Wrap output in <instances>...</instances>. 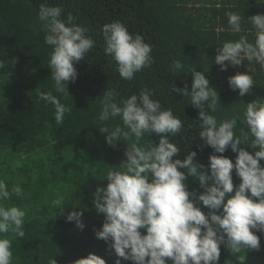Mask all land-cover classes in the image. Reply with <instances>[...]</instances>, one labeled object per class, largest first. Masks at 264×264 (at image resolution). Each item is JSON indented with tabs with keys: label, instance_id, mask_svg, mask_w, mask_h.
I'll return each instance as SVG.
<instances>
[{
	"label": "trees",
	"instance_id": "trees-1",
	"mask_svg": "<svg viewBox=\"0 0 264 264\" xmlns=\"http://www.w3.org/2000/svg\"><path fill=\"white\" fill-rule=\"evenodd\" d=\"M202 0H46L49 6L63 8L62 19L69 14L73 23L88 29L86 33L95 41L94 48L74 67L75 82H67L69 95L57 93L48 67L52 47L44 43L46 33L38 19L39 5L45 0H0V148L13 152L16 168L3 177L9 191L13 186L23 189L22 196H11V202L25 211L21 239L13 233L0 234L3 238L13 235L12 264H47L54 258L56 264H72L73 261L95 254L105 264H116L118 257L110 242L96 238L102 228L104 216L94 208L98 187H106L104 180L110 170H121L126 161V147L134 142L119 140L114 146L106 143L107 133L117 126L123 127L119 117L106 122L99 121L103 95L107 89H115L117 100L138 95L141 89L153 91L152 99L159 100L164 109H171L182 121L181 131L170 136L180 153L174 159L183 161L188 152H195V161L206 169L213 150L203 146L198 137L201 123L199 109L192 106L189 97L171 92V85L191 91L193 76L190 69L205 72L209 86L218 94L219 106L214 115L218 122L239 116L242 119L245 105L257 99L264 100V72L255 62H247L226 71L214 63L217 49L225 41L238 40L246 35L254 42L255 29L248 18L264 14V0H203L210 7L194 8ZM220 4L219 7L217 5ZM192 5V7H189ZM226 12L240 14L241 33L230 32ZM196 14V15H193ZM119 21L132 35H140L152 48L153 62L150 68L136 73L130 81L120 78L117 65L105 55L104 40L100 29L103 25ZM184 64L182 71H171L173 61ZM248 68L254 85L243 97L233 91L228 78L236 73H246ZM238 70V71H237ZM52 91L60 102L71 107L62 124L54 118V107L41 100L40 93ZM207 111V108H205ZM240 128L247 131L239 120ZM159 137L145 134L139 144L146 147L158 144ZM250 154L254 150L247 144L240 145ZM220 155V154H217ZM223 155L235 163L236 153L229 148ZM13 159V161H14ZM264 167V160L260 161ZM180 171H184L180 169ZM1 176V175H0ZM234 186L241 183L232 172ZM189 192L197 196L203 192L192 177L186 180ZM62 198L61 209L52 201ZM255 199V198H254ZM207 214L208 209L198 204ZM82 212L85 227L79 229L75 222L66 220L67 214ZM142 231V230H141ZM254 231L260 247L242 251L245 264H264V233ZM9 239V238H8ZM231 260L239 264L230 250L220 248L219 264ZM121 264H133L120 258Z\"/></svg>",
	"mask_w": 264,
	"mask_h": 264
},
{
	"label": "clouds",
	"instance_id": "clouds-1",
	"mask_svg": "<svg viewBox=\"0 0 264 264\" xmlns=\"http://www.w3.org/2000/svg\"><path fill=\"white\" fill-rule=\"evenodd\" d=\"M62 14V7L49 6L46 0L39 5L38 19L46 33L44 43L52 47L48 67L53 87L57 93L69 95L67 82L74 83L77 79L74 65L94 48L95 41L86 35L87 28L73 23L71 14L66 20ZM225 15L228 30L241 33L245 19L234 12ZM247 21L255 29L254 42L241 35L238 40L219 45L214 63L221 71L246 60L258 64L264 72V14ZM100 32L105 55L115 62L121 79L130 81L136 73L151 67L152 48L142 36L130 34L119 21L103 25ZM184 67L180 60H175L170 70L178 72ZM190 73L191 91L187 86L180 89L171 85V92L189 97L190 104L200 110L201 123L197 126L198 137L203 141L201 147L213 150L207 169L195 161V152H188L183 161L174 159L181 151L169 137L177 135L183 124L171 109L162 108L159 100L152 99L151 89H141L138 95L119 100L115 89H107L103 95L99 121L119 117L123 124L111 132L106 127L100 130L107 133L106 143L114 146L121 139L135 138L126 147V161L120 165L121 170L110 169L104 177L106 187H98L93 194L94 208L104 216L102 228L95 235L110 242L109 247L118 257L116 264H121L120 258L133 264H219L222 245L239 264H245V256L237 254L260 247L253 230L264 233V167L260 165L264 160V100L246 104L242 119L236 116L218 122L209 114L219 106L217 92L209 86L205 72L192 68ZM228 84L243 97L253 87L254 80L247 71L229 77ZM39 98L54 107L57 124H62L65 114L72 110L52 91L41 92ZM238 120L247 128V131L240 128L239 135L235 131ZM145 134L158 136V144L140 146ZM245 144L258 150L250 154L244 147H238ZM229 148L236 153L235 163L223 155ZM233 169L241 180L237 186L233 184ZM189 176L203 189L198 196L188 191ZM12 195L22 196L23 189L13 186L9 191L5 181L0 180V234L13 233L22 239L25 211L3 204ZM200 202L208 209L207 214L198 206ZM64 203L62 198L52 201L61 214L60 206ZM82 215L73 211L66 220L74 221L83 230ZM11 247L12 241L0 236V264H12ZM47 264H56V260L49 258ZM72 264H105V260L90 253ZM224 264L232 261L226 260Z\"/></svg>",
	"mask_w": 264,
	"mask_h": 264
},
{
	"label": "rangeland",
	"instance_id": "rangeland-1",
	"mask_svg": "<svg viewBox=\"0 0 264 264\" xmlns=\"http://www.w3.org/2000/svg\"><path fill=\"white\" fill-rule=\"evenodd\" d=\"M242 69L244 71L249 70L248 68H242ZM13 159H14L13 152L7 150L4 151L0 148V175H1L0 180H4L5 183L10 181V178L3 177L4 174L9 173L11 169L14 170L16 168V161L15 159L13 161ZM3 204L6 207L16 206V204L13 201L11 202V198L9 200L3 201ZM8 238L12 239L13 235L9 236Z\"/></svg>",
	"mask_w": 264,
	"mask_h": 264
},
{
	"label": "crops",
	"instance_id": "crops-1",
	"mask_svg": "<svg viewBox=\"0 0 264 264\" xmlns=\"http://www.w3.org/2000/svg\"><path fill=\"white\" fill-rule=\"evenodd\" d=\"M218 2H221V0H212V3H218ZM202 6H206L207 8L210 7L211 5H205L204 1L202 0L201 2L197 3L196 5H194V8H199V7H202ZM220 4L217 5V7H219ZM189 7H192V5H189ZM193 15H196V14H193Z\"/></svg>",
	"mask_w": 264,
	"mask_h": 264
}]
</instances>
